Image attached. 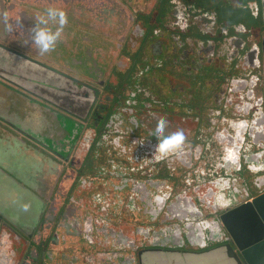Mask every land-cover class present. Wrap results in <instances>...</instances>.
<instances>
[{"label": "flooded vegetation", "instance_id": "obj_1", "mask_svg": "<svg viewBox=\"0 0 264 264\" xmlns=\"http://www.w3.org/2000/svg\"><path fill=\"white\" fill-rule=\"evenodd\" d=\"M15 1L21 5L26 0ZM34 1L41 3L37 8L41 15L47 8L54 7L64 10L68 19L79 13L81 23L77 25L79 28L67 23L55 49L48 53H40L31 42L30 26L26 25L20 28V37L16 35L18 49L11 48L8 43L0 44V82L12 83L37 99L50 101L65 115L66 128L71 123L78 126L72 139L61 147L65 149L67 167L65 184L71 180L73 196H65V200L69 201L64 207L67 215L65 224L54 227L56 238L51 236L58 239V235H64L65 231L72 233L77 242H85V237L94 232L96 238H89V243H103L100 241L103 240L104 244L114 242L124 245L126 250L137 247V259L143 251L157 248L152 246L158 244L175 248L180 245L199 250H226L224 244L228 241V234L219 226L216 215L242 200L246 184L240 190L235 177L230 174L231 168H228L222 182L221 178H214L213 185L201 183L193 190L176 192L174 187L182 186L180 182L196 175L207 163L219 165L221 161L233 157L237 158L231 164L235 172L242 170V166L259 170L261 174L255 175L254 179L261 187L264 185V160L257 163L254 162L256 160L246 161L237 157L245 147L258 149L263 144L264 112L257 110L252 116L253 124H242L235 130L234 136L227 124L230 111L236 110L238 115V111H246L255 100L262 102L264 107V93L255 90L252 98H245L238 92L245 79L258 81L264 77L263 29L258 32L257 38L251 36L246 40L238 34V29L224 32L227 35L224 46L218 48L217 42H221L219 35L199 31L200 26L208 25L203 13H213L210 22L216 31L221 29L223 19L229 20L228 12L235 9L228 8L227 4L218 15L216 9L219 8L216 7L220 6H214L215 0L192 10L195 17L178 33H171L169 24L165 26L155 22L162 16L161 3L165 0H120L127 6L121 3L122 10L132 7L135 11L124 23L115 21L121 13L115 8L105 12L108 18H101L104 10H99L101 6L98 5L88 12L82 8H70L64 0ZM166 4L172 11L169 15H173L176 21L181 22L182 16L188 18L183 0H166ZM240 4L244 5L240 2L238 6ZM175 5L182 10V14L180 11L173 12ZM164 8L167 9L166 5ZM242 10L244 8L233 21L238 19L243 22ZM253 10L260 18L256 3ZM143 13L152 17L146 25L138 17ZM22 16L20 14V20L13 21L23 24ZM39 16L29 15L30 29ZM242 22L229 24L223 20V26H237ZM84 26L89 28L88 36L82 35L86 33ZM140 31L141 34L138 33ZM206 46L209 49H205ZM52 54L60 58L53 59ZM20 74L26 75L28 83H19ZM213 74L215 84L211 79ZM235 80H238L237 84H234ZM197 86H200V94L195 93ZM160 120L168 122L166 134L182 130L185 136L181 148L163 158L154 153L156 141L151 136V131ZM213 122L221 123V126L215 130ZM209 134H212L211 137ZM213 135L218 140L214 143L218 156L198 157L200 146L213 142ZM10 152H7V157L11 161L15 152ZM35 158L28 165L33 171L34 185L43 177L41 175L49 167V161L52 162L49 157L47 162H42L43 158L39 156ZM26 160L22 157L17 162H11L19 171L27 163ZM222 190L223 194L227 193L223 198L219 196ZM194 199L196 203L200 199V206L193 204ZM39 201L35 205L37 207L40 203V213L43 205ZM76 201L79 210L92 208L88 212L94 213L97 209L99 215L92 213L88 221L77 217V208L74 211ZM21 202L23 206L20 205V210L25 212L22 214H27L26 203ZM10 203L0 201L2 209L9 208ZM67 217L69 220H66ZM35 224L31 227L16 226L32 229ZM36 229L26 235L36 234ZM3 230L8 231V227ZM19 244H22L21 240ZM50 253L43 251V264L51 259ZM126 254L116 257L117 264H134L133 254ZM75 258L73 262L79 259L78 256ZM79 263L83 264V261L76 264ZM0 264H8L4 254L0 257Z\"/></svg>", "mask_w": 264, "mask_h": 264}, {"label": "rangeland", "instance_id": "obj_2", "mask_svg": "<svg viewBox=\"0 0 264 264\" xmlns=\"http://www.w3.org/2000/svg\"><path fill=\"white\" fill-rule=\"evenodd\" d=\"M65 2H67L68 7L70 8H82L83 10H88V12L91 10L92 11V7L95 5L101 6L99 7V10H104V14L101 15L100 17H107V14H105V12H108V10L110 8H115L118 11H120V15H117V17L115 18V21H120L121 23L126 22L129 19V15L133 14L134 15V10L132 7H129L128 9L122 10L121 7L123 5H125L124 3L120 2V0H111V1H107V0H64ZM101 1V2H100ZM125 1V0H124ZM127 1V0H126ZM182 1V0H181ZM188 1V3H186ZM192 0H183V3L185 4V9L187 11L186 13V17L188 16V18H185L182 16V20L181 22L176 21L175 17L173 15H169L170 11L167 4H166V0L163 1L161 3V8H162V16L159 20H155V22H159L160 24H163L165 26H167V24H169L168 28L170 29L171 33H178V32H182L183 28L182 27L184 24H187L189 21H192L193 18L195 17L193 15L192 10H197L199 8V6H204L207 5L208 3H210L209 1L213 0H193V3L191 4ZM244 3V5H239L238 3ZM123 5H122V4ZM254 3L253 0H215L214 2V6H220V7H216L219 9H216V13L219 15L221 9L225 10L226 9V5L228 4V8H234L235 10H230V12H228L227 14V18L228 19H223L224 22H227L229 24H232L233 22H235L236 24L239 22H242V20H236L233 21V19L235 18V16H237L239 14V11H241V9L244 8V10H242V13L244 14V19L242 24H238L237 26H232V27H228L226 28L225 26H223V20L221 21L220 25H221V29H218L216 31H214V26L213 24H211L210 21L211 20V15H213L212 12H210V14L208 15V11L203 13V17L206 19V21L208 22V25L206 26H200L199 31L202 32H206L209 35H213L214 36H218L219 35V39H221V42H217V45L219 46L218 48H221L224 46V40H225V36L224 32H234L237 31L238 29V34L243 38V39H247L248 37L251 36H255L257 38V34L260 30H262L264 32V21L261 20L259 17H256L255 12L253 10L254 8ZM191 4V5H190ZM257 4V3H256ZM166 5V8H164V6ZM258 5V4H257ZM126 6V5H125ZM235 6V7H234ZM259 6V5H258ZM127 7V6H126ZM258 8V7H257ZM82 10V11H83ZM174 13H178L180 11V13L182 14V10H180L178 8L177 5H175V8L172 9ZM256 10V9H255ZM233 11V12H231ZM148 12V11H147ZM151 13V11H149ZM199 13L201 12L198 11ZM168 13V14H167ZM197 13V11L195 12ZM227 13V12H226ZM167 14V15H166ZM188 14V15H187ZM254 15V17H253ZM138 17L140 18L141 22L144 23V25L148 24L149 22H151L152 17L151 15L149 16V14L147 13H143L142 15L139 14ZM179 18H181V16H178ZM223 17V16H220ZM79 18H80V14L76 13L73 16L69 17L68 19V23H70L71 25H73L75 28H79L77 25L81 23L79 22ZM87 22H85L86 24ZM245 24V25H244ZM244 25V26H243ZM84 28H86L84 26ZM262 28V29H261ZM89 28H86V33L82 34L84 36H88L89 35ZM105 31H108V28L104 27ZM142 31L138 32L139 34H141ZM65 40L66 36H65ZM86 45V44H85ZM115 45V44H114ZM119 46V44H118ZM88 48V46H85ZM181 49V48H180ZM205 49H209V46H206ZM209 51V50H208ZM141 53V52H140ZM54 56L53 59H59L60 57H58L57 55H53ZM63 57V56H62ZM61 60H64V58H62ZM210 67V65H209ZM200 70V69H199ZM202 71H205V68L202 69ZM200 73V72H198ZM215 74L212 75V82L215 84V79H214ZM3 94L5 93L4 91H1ZM200 94V86H197L196 92ZM22 96V95H21ZM24 97V96H23ZM19 94L13 92L11 93L8 97L4 96L2 99L5 100V102L3 101V103L9 107V109L11 110V112L14 114V116L10 119L11 123L14 124V126L18 127V125H24L27 126V128H29L31 131H35L36 135L40 136L41 138L43 136L46 135V137H50L49 134V127L46 126H41L37 124H32L31 120L27 121V122H22L21 120V113L19 112L20 109L22 108V111H25V108H29L30 106H26L25 108H23V105L21 106L22 102L19 100ZM1 100V99H0ZM28 104V103H27ZM1 108L2 106H0V114H1ZM58 121H60L61 125L63 126L64 130H65V119L64 121L61 122V117L58 118ZM38 122H40L38 120ZM58 123V122H57ZM42 124V122H41ZM43 127V128H42ZM60 130V129H59ZM49 138H47L48 140ZM74 144V143H73ZM72 144V145H73ZM62 147V146H60ZM65 148V147H64ZM50 158L51 161H49V167L47 168V170H44V175H41V179H39L35 184V192H33V194L40 199L41 203H42V209L39 213L40 210V203L39 205L36 207L35 205V201L33 199H30L29 201H27V206L29 208V213L27 214H22L25 212H21L20 210V205L21 207L22 202L19 200V196H21L20 189H18V187L14 186H10L11 184L6 183V186H4V188L6 189V193L8 194L9 192V199L12 198V201H10V205L9 208H5V209H0V211L4 214H6L7 216L11 217L16 223L20 224V225H26V226H32V224L36 222V218L39 215L38 218V223L34 225L33 232L31 231L32 229L30 227H26V228H19V227H15L12 223H10L8 220H1V225L5 228L8 227V231L5 230H1L2 232L0 233V238H2V244L0 243V257L2 256V254H4L5 256H7V263L8 264H43V256L42 253L43 251H47V252H51L50 253V260L49 262H45L44 264H76L77 261H83V264H117V259L119 255H123L125 253H127L126 248L124 245H120L119 243L114 244V242H111V244H104L105 242L103 240V243H89L88 239L92 238V236H88L85 237V239H87V241H79L77 242V240H75V237L71 234H69V232H64V235L59 234L58 239H55L56 237L53 234V229L54 227H60L63 224H65V204H69L65 200V196H69L72 195L73 196V192H72V182H70L71 180H69L66 184H65V169L67 167H65V159H57L56 156H53L52 154H50L48 156ZM48 157H46L48 159ZM49 160V159H48ZM33 161V160H32ZM31 164V161L28 163H26L23 167V169L17 171L14 168H11V164L7 163L5 165V169L7 171V173H9L8 175H11V177H15V179H17V181L24 183L26 186H34V181H33V171H31L28 167V165ZM75 164L76 166H78V161L77 159L75 160ZM231 170V176L235 177L236 183H238L237 187L240 190H243V186L245 187V184L248 182L251 183V181H253L255 175H260L261 171L259 170H250V169H245V167L242 166V170H236V172L234 171L233 168L230 169ZM72 173L73 171L70 170ZM7 175L6 181L9 182L10 181V177ZM33 183V184H31ZM175 184V183H173ZM241 184V185H239ZM74 185H76L75 181H74ZM172 186V185H171ZM182 187L181 186H176L174 187V192H176V190H181ZM186 189H190L191 190V186H186L185 189H182L183 191H185ZM12 191L13 195L10 193ZM223 190L222 192L219 193V196L221 195H227V193L223 194ZM197 201L200 202V199H197ZM199 202L196 203V205H199ZM221 202V201H220ZM78 202L76 201V203H74V206H72L74 208V211L76 210ZM26 206V205H25ZM92 209V208H90ZM87 209L86 211H81L79 210V208H77L75 214H77L79 218L84 219V221H88V217L90 215H92V213H89ZM73 210V209H72ZM95 215H99V213H97V209L94 210ZM67 216V215H66ZM139 218V217H136ZM74 219V218H73ZM72 219V220H73ZM66 220H69V218L67 217ZM178 223V222H177ZM45 226V228H43ZM47 227V228H46ZM38 228V231L36 234L31 235V236H27L26 233H29V231H31V233H34ZM23 229V230H22ZM65 230V229H64ZM83 231H81L82 233ZM53 235V236H51ZM3 236V237H2ZM53 237V238H52ZM96 238V234L94 236V239ZM93 239V238H92ZM19 240L22 241V244H19ZM43 241V242H42ZM111 241V240H110ZM187 249H193L190 247H187ZM200 249V248H199ZM129 254H133V259L136 262L137 261V247L134 248L133 250L130 249V251H128ZM35 255V256H34ZM217 254H215L216 256ZM75 256H78L79 259H77L76 261L73 262L72 259H76ZM217 259V258H216ZM215 260V259H214ZM76 262V263H75ZM216 263V262H215ZM80 264V263H79ZM229 264H235L234 262H230Z\"/></svg>", "mask_w": 264, "mask_h": 264}, {"label": "crops", "instance_id": "obj_3", "mask_svg": "<svg viewBox=\"0 0 264 264\" xmlns=\"http://www.w3.org/2000/svg\"><path fill=\"white\" fill-rule=\"evenodd\" d=\"M253 2L259 5H257V7L260 10V19H263L262 14L264 15V0H253ZM21 3V5H17L15 0H0V44L5 45L8 43L13 49L17 48L15 39L20 37V28H24L25 25L31 27V23L28 24L30 22L29 15L38 16L37 8H39L38 6L41 4H38V1L34 0H26ZM20 14H23V24L13 21L14 19L20 20ZM30 27L29 30H31ZM10 34L13 35L11 36ZM25 78L26 75L20 74L18 78L19 83H28V80ZM4 90L5 93L3 94L1 91ZM13 92L19 94V100L22 102L21 106L23 105V108L30 106L29 108H25V111H22V108L20 109L19 112L21 113V119H23L21 121L27 122L31 120L33 123L30 125H38V123L41 126L47 125L49 127L48 135L50 137H46L45 135L41 138L40 136L34 134L36 133L35 131H31L27 128V126L18 125V127H16L11 123L10 119L14 116V114L11 112L6 103H3L5 100L2 98L4 96L8 97ZM0 99V106H2V112L0 114V201H12V198L9 199V192L7 194L6 189L4 188L6 183H8L11 184L10 186H16L20 189V201L23 200L24 203L27 204V201L33 199L37 203L40 199L33 194V192H35V185L33 187L32 185L26 186L24 183L17 181L15 177L8 175L9 173H7L5 165L9 163L11 164L10 167L14 168L11 161L17 162L18 158L22 157H25L28 163L35 160L36 156L43 158L42 162H47L48 159L46 157L50 154L56 156L57 159H65V149H61L60 147L62 146L60 141L65 137V130L60 121H58V118L60 117L61 122L64 121L65 115L55 109L50 101L37 99L34 95L26 93L22 88L17 87L12 83L0 82ZM38 120L40 122H38ZM54 137L58 138V140H54ZM47 138L49 139L47 140ZM10 151L15 152L11 161L9 157H7V152ZM7 175L10 177L9 182H7L5 178ZM10 193L13 195L12 191ZM28 206H25L27 213H29ZM0 209H2V204H0ZM5 215L6 214L0 211V222L3 219L6 221L8 220L16 227L18 223L14 220H10L9 217ZM1 230L0 225V233L2 232ZM91 236L94 238L95 233L92 232ZM2 242V238H0V243L2 244ZM110 244L112 245V243ZM152 247L157 248H148L143 251L137 261H134V264H229L230 262H234L236 264V262L233 259L231 260L226 254L225 249L199 250L197 248L187 249V247H182L180 245L178 247L176 246V248L175 246L168 247L164 244H158V246ZM126 251L128 252L130 250ZM215 252L217 253L216 257L218 259L213 256V254H216ZM125 256L129 257L128 254Z\"/></svg>", "mask_w": 264, "mask_h": 264}, {"label": "water", "instance_id": "obj_4", "mask_svg": "<svg viewBox=\"0 0 264 264\" xmlns=\"http://www.w3.org/2000/svg\"><path fill=\"white\" fill-rule=\"evenodd\" d=\"M238 80H235L234 84H237ZM242 83L243 86L239 88L238 92H241L245 98H249V96L252 98L255 90H258L260 94L264 93V77L259 78L258 81L248 78ZM263 109L262 102L255 100L248 105L246 111H238V115L235 114L236 110L230 111V116H228L230 121H227V124L230 125V134L234 136L235 130L240 128L242 124H253L251 121L252 116L257 113V110L258 112H264ZM212 126L216 130L221 126V123L213 122ZM211 135L209 134V137ZM217 141L216 135H213V142H205L204 145H201L197 156L217 157L218 149L214 144ZM237 157L246 161L256 160L254 162L257 163L260 160H264V142L258 149L245 147L241 153L237 154ZM235 160H237L235 157L223 160L219 165L213 162L207 163V166L196 175L180 182L182 183V189H185L186 186H191V190H193L198 188L201 183L213 185L214 178H221L222 182V178L228 172V168H232L231 164ZM193 174L195 173L193 172ZM192 202L196 205L195 199ZM216 220L219 226L228 234V241L224 244L226 247L225 251L228 256L233 258L236 264H264V185L261 187L255 182V179L249 184L247 182L242 200L233 206L225 208L219 215H216Z\"/></svg>", "mask_w": 264, "mask_h": 264}, {"label": "clouds", "instance_id": "obj_5", "mask_svg": "<svg viewBox=\"0 0 264 264\" xmlns=\"http://www.w3.org/2000/svg\"><path fill=\"white\" fill-rule=\"evenodd\" d=\"M67 23L68 16L64 10L54 7L47 8L31 28V42L42 54L54 50ZM167 124L166 120H160L151 131V136L156 141L154 153L160 158L178 151L185 140L182 130L166 134Z\"/></svg>", "mask_w": 264, "mask_h": 264}, {"label": "trees", "instance_id": "obj_6", "mask_svg": "<svg viewBox=\"0 0 264 264\" xmlns=\"http://www.w3.org/2000/svg\"><path fill=\"white\" fill-rule=\"evenodd\" d=\"M37 15H40V16H41V14H39V12L37 13ZM42 15H43V14H42ZM40 16H39V17H40ZM54 108H56V107H54ZM76 127H77V129H78V126H77V125H76ZM76 127H75L74 124H72V123H71V125L69 126V128H66V127H65V129H68V130H67V135H66V137H64V138L60 141V143L62 144V146H65V142L68 143L67 141H70L69 139H72V137L75 135V133L77 132ZM54 140H58V138H55V137H54Z\"/></svg>", "mask_w": 264, "mask_h": 264}]
</instances>
